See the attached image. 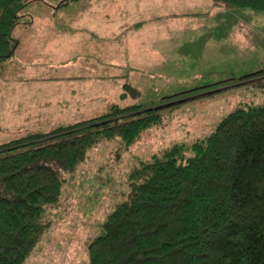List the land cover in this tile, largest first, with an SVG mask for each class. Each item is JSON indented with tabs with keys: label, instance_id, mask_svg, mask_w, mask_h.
Returning a JSON list of instances; mask_svg holds the SVG:
<instances>
[{
	"label": "trees",
	"instance_id": "1",
	"mask_svg": "<svg viewBox=\"0 0 264 264\" xmlns=\"http://www.w3.org/2000/svg\"><path fill=\"white\" fill-rule=\"evenodd\" d=\"M33 1L0 0V63L16 53ZM214 3L264 10V0ZM246 76L241 83L263 79L264 69ZM130 95L140 90L126 82L122 98ZM163 107L114 103L101 116L0 144V264H26L93 147L106 138L135 144L164 123ZM127 184L89 244L88 264H264V104L239 106L196 142L152 154Z\"/></svg>",
	"mask_w": 264,
	"mask_h": 264
},
{
	"label": "rangeland",
	"instance_id": "2",
	"mask_svg": "<svg viewBox=\"0 0 264 264\" xmlns=\"http://www.w3.org/2000/svg\"><path fill=\"white\" fill-rule=\"evenodd\" d=\"M85 1L89 0H35L23 11L22 25L36 21L34 31L48 23L52 30H60L53 35L47 31L50 38L40 40L46 45L37 47V52L46 54L41 61L46 72L58 75L61 61L82 53V37L74 27ZM106 9L98 17H115L112 31L120 27L122 17L129 24L148 22L133 29L137 52L131 58L137 69L129 74L140 95L118 97L117 102L144 108L165 105L159 109L164 123L149 129L133 145L121 138H106L89 151L76 172L69 174L61 206L49 212L51 226L26 264H88L91 240L102 233L108 215L127 197L132 166L175 143L196 142L239 106L264 104V78L241 83L246 75L264 69V10L219 8L212 0H119ZM122 9L126 15L122 16ZM66 27L69 31L62 32ZM3 71L8 77L0 87V144L21 134L49 133L72 122L71 115L58 112L57 106L42 110L46 103L41 100L29 113L16 115L10 107L14 103L10 87L21 81L11 77L10 64ZM51 84L59 88L56 81ZM51 84L37 82L35 94L59 93L48 88ZM221 87L226 88L189 98Z\"/></svg>",
	"mask_w": 264,
	"mask_h": 264
},
{
	"label": "crops",
	"instance_id": "3",
	"mask_svg": "<svg viewBox=\"0 0 264 264\" xmlns=\"http://www.w3.org/2000/svg\"><path fill=\"white\" fill-rule=\"evenodd\" d=\"M115 1L119 0H89L83 3L82 10L78 18L75 19L76 27H74L82 37L84 45L82 53L79 52L75 58L61 61L59 69H56L61 71L58 75L43 70L45 63H41V61L44 60L46 54L37 52V47L46 45L45 40L43 44L40 43V40L44 37L50 38L48 32L51 31V35H53L55 31L60 30H52L54 28L48 23L40 27L41 31H34L33 28L37 25L36 21L17 27L16 31L18 29L19 31L16 32V38L19 40V46L16 53L0 63V87L2 81L8 77L3 75V68L8 64L11 66V77L15 81H21V83L18 82L17 85L10 87L11 101H14L10 107L16 109L14 110L16 115L29 113L32 105L35 104L38 107L36 102L41 100L46 103V105L40 106L42 110L46 108L48 110L49 106H57L58 112L71 115L72 122L66 124L70 126L105 114L112 104L118 103V97L121 100H126L129 97L122 98V93L125 83L130 82L129 70L137 69L132 66L131 58L133 53L137 52L135 47L137 40L133 39L136 37L133 36V29L136 31L148 22L133 21L129 24L126 21L130 20L122 17L120 27L116 31H112L110 24L115 20V17L98 16L103 13L101 11L107 10L106 6H112ZM212 4L214 7H226L216 5L214 0H212ZM126 12L127 10L122 9V16L126 15ZM187 14L191 15L192 13H183L182 15ZM194 14L196 13L192 15ZM173 15L181 16L179 13ZM73 22L74 20H72ZM23 26H25V31L22 32L20 27ZM61 31L67 32L69 28H62ZM139 42L141 45L145 44L144 41L139 40ZM53 81L59 84V88L57 85L51 84ZM37 82L49 83L51 85H48V88H53L59 93L56 95L51 93L47 96L35 94L34 87H37ZM29 135L21 134L18 138Z\"/></svg>",
	"mask_w": 264,
	"mask_h": 264
}]
</instances>
